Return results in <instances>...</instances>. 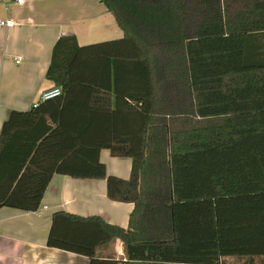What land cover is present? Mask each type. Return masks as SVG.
Masks as SVG:
<instances>
[{"label": "trees", "instance_id": "trees-1", "mask_svg": "<svg viewBox=\"0 0 264 264\" xmlns=\"http://www.w3.org/2000/svg\"><path fill=\"white\" fill-rule=\"evenodd\" d=\"M121 38L56 41L61 95L12 110L0 208L37 211L54 174L105 179L128 228L53 213L47 245L89 264H264V0H102ZM102 149L132 159L108 174ZM121 240L126 259L99 250Z\"/></svg>", "mask_w": 264, "mask_h": 264}, {"label": "crops", "instance_id": "crops-1", "mask_svg": "<svg viewBox=\"0 0 264 264\" xmlns=\"http://www.w3.org/2000/svg\"><path fill=\"white\" fill-rule=\"evenodd\" d=\"M14 27H0V133L12 110H29L54 83L47 79L54 45L64 34H75L80 45L121 38L123 31L102 0H25L0 2V19ZM108 174L128 179L132 159L114 157L102 149ZM133 203L107 196L105 179H79L54 174L37 211L0 208V264H89L85 255L47 245L52 215L59 210L100 215L128 228ZM102 257L126 259L121 240L102 247Z\"/></svg>", "mask_w": 264, "mask_h": 264}, {"label": "built area", "instance_id": "built-area-1", "mask_svg": "<svg viewBox=\"0 0 264 264\" xmlns=\"http://www.w3.org/2000/svg\"><path fill=\"white\" fill-rule=\"evenodd\" d=\"M10 1H14L15 3L23 4L25 0H0L2 3H7ZM16 21L12 18H2L0 19V27H14L16 25ZM60 87H52L46 91H44L40 97V100L34 103L33 107H37L39 102L45 101L54 97L61 95Z\"/></svg>", "mask_w": 264, "mask_h": 264}, {"label": "rangeland", "instance_id": "rangeland-1", "mask_svg": "<svg viewBox=\"0 0 264 264\" xmlns=\"http://www.w3.org/2000/svg\"><path fill=\"white\" fill-rule=\"evenodd\" d=\"M257 262H258V264H261L260 260H258ZM223 264H233V263L232 262H224Z\"/></svg>", "mask_w": 264, "mask_h": 264}]
</instances>
